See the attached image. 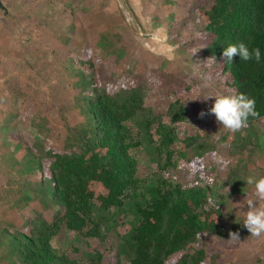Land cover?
<instances>
[{"label":"trees","instance_id":"16d2710c","mask_svg":"<svg viewBox=\"0 0 264 264\" xmlns=\"http://www.w3.org/2000/svg\"><path fill=\"white\" fill-rule=\"evenodd\" d=\"M189 13L192 18L177 23L170 39L197 58L215 57L201 79H181L180 73L161 90L132 74L126 75L128 85L105 90L93 78L86 102L89 135L79 146L68 153L48 148L43 155L24 146L59 216L38 233H7L6 264H101V254L84 256L75 245L91 240L113 242V264H210L200 238L223 233L228 215L222 203L217 210L220 202L193 154L196 140L221 127L208 111L213 97L199 85L207 82L216 95L254 98L257 115L244 126H264V0H194ZM239 42L259 47L261 62L238 56L224 61L223 48ZM151 73L155 78L157 71ZM144 139L156 156L148 164L141 162Z\"/></svg>","mask_w":264,"mask_h":264},{"label":"rangeland","instance_id":"374dc122","mask_svg":"<svg viewBox=\"0 0 264 264\" xmlns=\"http://www.w3.org/2000/svg\"><path fill=\"white\" fill-rule=\"evenodd\" d=\"M1 1L7 12L0 10V264H6L1 256L7 233H38L59 216V208L42 189L48 183L23 148L43 155L48 148L68 153L79 146V139L89 135L86 102L93 78L108 90L117 82L128 85L127 76L143 75L148 88L156 83L168 90L177 74L201 79L214 61L211 56L197 58L193 49L170 39L177 23L192 18L194 0ZM87 66L93 75L87 74ZM199 88L216 96L207 82ZM262 128L260 123L235 132L220 127L211 138L196 140L193 154L202 176L228 215L223 233L200 238L210 264H264V235L247 232L237 205L255 199L244 178L264 176ZM143 144L141 162H154V147L147 139ZM256 203L264 207V201ZM229 232H238L239 240H228ZM75 245L83 255L101 254V264L114 262L113 242Z\"/></svg>","mask_w":264,"mask_h":264},{"label":"clouds","instance_id":"9594fccd","mask_svg":"<svg viewBox=\"0 0 264 264\" xmlns=\"http://www.w3.org/2000/svg\"><path fill=\"white\" fill-rule=\"evenodd\" d=\"M157 31L160 32L162 29ZM222 56L224 61L228 63L232 62L234 56H238L240 60L245 62L254 60L256 63H260L262 59L259 47L250 49L243 42L228 44L227 47L223 48ZM211 59L215 62V57H211ZM212 99H214V103L208 111L215 116L216 121L226 130L235 132L244 126L250 116L257 115L255 99L244 93L236 95L220 94ZM203 115L204 113H201V116ZM243 182L252 188L255 199H248L244 204H237L241 205V215L244 217L241 223L251 236L259 237L264 235V207H258L256 201H264V176L250 174L244 178ZM224 189L228 193V189L225 187ZM220 204L217 203V210ZM245 206H247V210L242 211ZM228 235V240H239L238 232H229Z\"/></svg>","mask_w":264,"mask_h":264},{"label":"water","instance_id":"95a60500","mask_svg":"<svg viewBox=\"0 0 264 264\" xmlns=\"http://www.w3.org/2000/svg\"><path fill=\"white\" fill-rule=\"evenodd\" d=\"M0 10H2L4 12V14H6V12H7L6 7L3 5L1 0H0Z\"/></svg>","mask_w":264,"mask_h":264}]
</instances>
